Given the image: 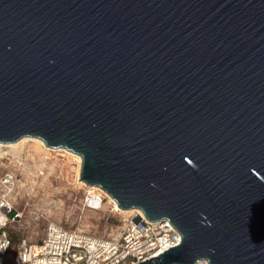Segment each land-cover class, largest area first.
<instances>
[{
	"label": "water",
	"instance_id": "water-1",
	"mask_svg": "<svg viewBox=\"0 0 264 264\" xmlns=\"http://www.w3.org/2000/svg\"><path fill=\"white\" fill-rule=\"evenodd\" d=\"M23 136L180 232L137 264H264V0H0V142Z\"/></svg>",
	"mask_w": 264,
	"mask_h": 264
},
{
	"label": "rangeland",
	"instance_id": "rangeland-1",
	"mask_svg": "<svg viewBox=\"0 0 264 264\" xmlns=\"http://www.w3.org/2000/svg\"><path fill=\"white\" fill-rule=\"evenodd\" d=\"M23 137L28 138L19 141ZM23 137L0 142V176L13 175L9 199L20 213L8 226L15 240L24 236L37 241L47 221L93 237H117L130 212L115 211L103 189L78 180L80 156L63 147H47L37 137ZM92 194L101 195L99 208L85 205L86 197Z\"/></svg>",
	"mask_w": 264,
	"mask_h": 264
},
{
	"label": "built area",
	"instance_id": "built-area-1",
	"mask_svg": "<svg viewBox=\"0 0 264 264\" xmlns=\"http://www.w3.org/2000/svg\"><path fill=\"white\" fill-rule=\"evenodd\" d=\"M13 186V175L3 173L0 176V205H11L9 192ZM98 196L101 201V195ZM95 202L91 196L85 199L87 207H94ZM11 207L9 212L6 206H0V213L8 217L5 225L0 227V243L4 239L10 242L7 250L0 252V264H137L179 244L176 238H181L167 218L150 220L138 210L128 215L124 228L115 238L93 237L47 221L37 241L20 236L13 242L8 226L19 218L20 213L13 205ZM195 260L193 264H196Z\"/></svg>",
	"mask_w": 264,
	"mask_h": 264
},
{
	"label": "bare ground",
	"instance_id": "bare-ground-1",
	"mask_svg": "<svg viewBox=\"0 0 264 264\" xmlns=\"http://www.w3.org/2000/svg\"><path fill=\"white\" fill-rule=\"evenodd\" d=\"M27 138L28 137H23V138H21L19 141H23V140H27ZM31 139V138H30ZM18 141V142H19ZM15 143H17V142H15ZM2 144V143H1ZM1 146V145H0ZM82 183V182H81ZM84 183V182H83ZM88 187H90V188H93V187H95V186H88ZM96 188V187H95ZM99 189V188H98ZM93 192V191H92ZM103 192V194H104V197H106L108 200L107 201H110V203H112V205H113V209L115 210V211H119V212H130V213H132V212H137L138 211V209H136V208H131V209H120L118 206H117V203L103 190L102 191ZM91 196V198H93V199H95V205H94V207H89V208H99L101 205H102V200L100 201L99 199H101V198H99V196H98V194H92V195H90ZM12 205V204H11Z\"/></svg>",
	"mask_w": 264,
	"mask_h": 264
},
{
	"label": "clouds",
	"instance_id": "clouds-1",
	"mask_svg": "<svg viewBox=\"0 0 264 264\" xmlns=\"http://www.w3.org/2000/svg\"><path fill=\"white\" fill-rule=\"evenodd\" d=\"M0 206H6L8 208V211L11 212L12 211V207L11 205H0ZM8 217H6L3 213H0V227H3L7 221ZM6 237V233L3 234ZM177 241H180V237L177 236ZM9 241L7 239H4L2 243H0V252L2 251H6L8 246H9ZM19 259V258H18ZM204 262V264H210V260L206 257L204 258H199L196 259L195 262L196 264H200V262Z\"/></svg>",
	"mask_w": 264,
	"mask_h": 264
},
{
	"label": "trees",
	"instance_id": "trees-1",
	"mask_svg": "<svg viewBox=\"0 0 264 264\" xmlns=\"http://www.w3.org/2000/svg\"><path fill=\"white\" fill-rule=\"evenodd\" d=\"M9 236L11 237L12 241H15V236H13L11 233H9Z\"/></svg>",
	"mask_w": 264,
	"mask_h": 264
}]
</instances>
